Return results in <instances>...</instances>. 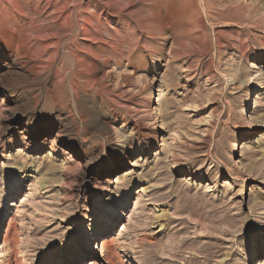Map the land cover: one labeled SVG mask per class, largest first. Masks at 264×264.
I'll return each mask as SVG.
<instances>
[{"label": "rangeland", "instance_id": "obj_1", "mask_svg": "<svg viewBox=\"0 0 264 264\" xmlns=\"http://www.w3.org/2000/svg\"><path fill=\"white\" fill-rule=\"evenodd\" d=\"M254 1L0 0V264H264Z\"/></svg>", "mask_w": 264, "mask_h": 264}, {"label": "bare ground", "instance_id": "obj_2", "mask_svg": "<svg viewBox=\"0 0 264 264\" xmlns=\"http://www.w3.org/2000/svg\"><path fill=\"white\" fill-rule=\"evenodd\" d=\"M255 1L254 0H250V3H254ZM30 74V73H29ZM152 113V112H151ZM145 115V114H144ZM152 114H150V116H151ZM147 116H148V114H147ZM143 125V124H142ZM148 125V124H147ZM147 131V128H144L143 129V132H146ZM33 183V182H32ZM146 191V189H144L143 187H141L140 189H139V191L137 192L138 194H141V193H143L144 194V192ZM91 241H92V238H91ZM104 244L105 243H103V246L102 247H104Z\"/></svg>", "mask_w": 264, "mask_h": 264}]
</instances>
